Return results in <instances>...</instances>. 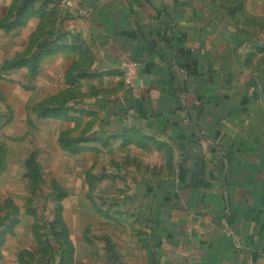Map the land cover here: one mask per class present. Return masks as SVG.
Here are the masks:
<instances>
[{
  "label": "crops",
  "instance_id": "crops-1",
  "mask_svg": "<svg viewBox=\"0 0 264 264\" xmlns=\"http://www.w3.org/2000/svg\"><path fill=\"white\" fill-rule=\"evenodd\" d=\"M71 5L65 26L75 36L64 52L43 57L34 88L38 100L66 89L62 77L78 52L85 55L87 64L75 71L84 76L79 95L69 102L76 120L42 119L54 140L71 129L69 136L81 139L79 153L97 138L116 137L120 148L135 152H142L137 142L165 143H150L147 152L160 159L170 152L169 167L132 181L134 204L149 211V264H264V75L244 67L243 33L228 29L211 0ZM6 41L15 55L28 40ZM126 59L139 64L130 80ZM29 75L27 65L6 74L5 84L21 91V101L10 100L0 83L7 103L17 105L12 125L26 124L17 109L24 113L35 97L25 87Z\"/></svg>",
  "mask_w": 264,
  "mask_h": 264
},
{
  "label": "rangeland",
  "instance_id": "rangeland-1",
  "mask_svg": "<svg viewBox=\"0 0 264 264\" xmlns=\"http://www.w3.org/2000/svg\"><path fill=\"white\" fill-rule=\"evenodd\" d=\"M211 1L228 19V29L232 31L236 28L243 33L241 59L244 60V67L250 73L262 78L264 0ZM68 2L66 4L58 0H0V47H2L0 73L3 74L0 76V83L10 94V100L21 101L22 96L21 91L18 94V91L5 84L8 78L7 73L3 72L8 60L14 57L27 58L29 53L33 54L43 47L50 51L44 57L53 58L64 52L63 44L68 45L70 37L75 36L67 31L65 26L72 8L71 0ZM30 22L34 25L29 28ZM12 26L15 27L11 28ZM59 31L61 34H58ZM57 35L62 37L56 40L54 38ZM12 37L19 40L27 37L28 40L26 45L19 44L17 47L19 52L15 55L7 50L13 46L6 44V38ZM50 38L51 44H45L49 43ZM75 63L77 67L73 66ZM74 64L71 68L72 81L67 82L66 74L69 71L67 70L62 77L63 84H66L67 88L63 87L54 94L58 96L62 92L61 99L71 97L69 102L79 95L78 83L84 76L81 71H77L76 74L75 71L87 64L85 55L80 56L78 52V61ZM36 77L37 75L31 73L27 76L25 86L27 91L35 88ZM73 82L78 84L74 85L75 88L72 86ZM34 93L35 97L24 113L21 109H17L18 116L27 117L26 124L21 121L12 125L11 121L17 112L15 110L17 105L14 107L9 105L5 94L0 91V150L3 149L4 152L3 171L0 172V235L13 217V208L8 206L9 200L18 207L20 217L15 233L6 235L0 264H19L20 253L28 250L34 252L32 256L26 257L32 264H48L51 261V252L48 249L47 253L37 251L38 244L31 226L36 220L34 225L37 228L39 226L43 231L45 223L57 217V213L55 215L53 212L55 204L54 191L51 187L53 180H57L69 192L62 202V216L69 229L70 239L67 241L66 236L63 235L65 239L61 243L63 255L54 256L56 264L61 260L62 264H149L152 231L149 217L147 218L149 211L148 208L134 204L132 181L135 174L148 177L156 175L159 167L164 171L169 167L170 152L163 153L161 159L152 155V152H147L150 150V143L159 148L165 147V143L137 142L142 145V152H135L133 147L128 148L123 145L120 148L116 137L106 141L97 138L91 143L93 147L88 152L72 154L61 147L59 139L57 142L54 140L53 127L47 125L42 120L44 118L37 115V111L30 110L38 102L54 95L38 100L39 94L35 89ZM74 119L73 117L72 120ZM78 123L79 119L72 129L78 131ZM70 130L62 132H70ZM56 143L65 152H58L55 149ZM132 143L134 142L130 140L125 142L128 145ZM50 149L55 151L49 152ZM109 149L110 152H107ZM31 154L36 155L43 173V183L34 196L28 191L24 177L25 160ZM30 199L33 201L29 202ZM30 204L36 212L34 216L28 212ZM56 226L60 229L61 224L57 222ZM139 240L143 243L142 247L136 242ZM70 242L74 247V253L71 254L68 251Z\"/></svg>",
  "mask_w": 264,
  "mask_h": 264
},
{
  "label": "trees",
  "instance_id": "trees-1",
  "mask_svg": "<svg viewBox=\"0 0 264 264\" xmlns=\"http://www.w3.org/2000/svg\"><path fill=\"white\" fill-rule=\"evenodd\" d=\"M211 3H213L211 1ZM18 25V24H17ZM15 26H12L11 28H13ZM58 34H61V31H59ZM56 38L54 39H60L59 37L62 36H55ZM53 38V37H51ZM51 38L49 40V43L46 42L45 44H51ZM55 42V41H54ZM50 51L47 49H45V47L38 49L37 52H33L29 53V57H14L11 60H8L7 63L4 66V74L12 71L15 68H19L21 66L27 65L30 68V73L32 75H37L38 73V68H39V64L41 62V60L43 59L44 55L48 54ZM74 67H77V63H75L73 65ZM72 66V67H73ZM71 67V68H72ZM69 69V71L66 74V79L67 82L72 81L71 79V70ZM0 76H3L2 73H0ZM61 97H63V93L61 92L60 95L58 96H53L51 98H46L40 102H38L35 107H32V109L30 110H35L37 111V115L39 117L42 118H46V117H55V118H60V117H64V118H69L72 119L71 116L69 115L70 113V106H69V100L72 99L70 98H64L61 99ZM75 98V97H74ZM31 122V120H29V123ZM70 132L69 131H65L62 132L59 138V142L60 145L63 149L70 151V153L72 154H76L79 153L78 151L81 150V148H83L81 146V139H74L72 137L69 136ZM3 149L0 150V172L3 171ZM24 177L27 181L26 187L28 188V191L30 192L31 195H36V193L40 190L41 185L43 183V173H42V168L40 166V163L37 161L36 159V155L35 154H31L29 155L26 160H25V171H24ZM51 187L54 191V209L53 212L57 213V217L55 220L53 221H48L45 223L44 225V230H40L39 226L38 228L36 227V225H34L36 223V220L33 221V225L32 227V232L34 235V238L37 242V251H42L44 253H47V249L48 251L51 252V261L48 264H56L55 262V255L56 256H60L63 255L62 251V240L65 241V239L63 238V235L66 236L67 241L70 239V232L68 227H66L65 225V221L64 218L62 216V211H63V200L69 195V192L67 190V188H65L63 185H61L57 180H53L51 183ZM34 199V198H33ZM33 199H30L29 202L33 201ZM8 206L13 208L12 211V219L8 222V224L6 225V229L1 231V235L2 236V240H0V257H1V250H2V246L4 245V241L6 238V235H10V234H14L16 231V228L20 222V217H19V210L18 207L16 206V204H14L11 200L8 201ZM29 206V210L28 212L34 216L36 214L35 210H33V205L30 204ZM60 223V229L57 228L56 224ZM49 225H46V224ZM68 247H69V253H74V247L73 245L70 243H68ZM34 254V252H32L31 250L28 251H22L19 255V264H32L31 262H29L27 260V256H32ZM58 264H62V260L61 262L59 261Z\"/></svg>",
  "mask_w": 264,
  "mask_h": 264
},
{
  "label": "built area",
  "instance_id": "built-area-1",
  "mask_svg": "<svg viewBox=\"0 0 264 264\" xmlns=\"http://www.w3.org/2000/svg\"><path fill=\"white\" fill-rule=\"evenodd\" d=\"M138 67L139 64L135 60L126 59L122 63V68L128 80H130L136 74Z\"/></svg>",
  "mask_w": 264,
  "mask_h": 264
},
{
  "label": "water",
  "instance_id": "water-1",
  "mask_svg": "<svg viewBox=\"0 0 264 264\" xmlns=\"http://www.w3.org/2000/svg\"><path fill=\"white\" fill-rule=\"evenodd\" d=\"M27 1H30V0H27ZM58 1H60V2H65L66 4L69 3L68 0H58Z\"/></svg>",
  "mask_w": 264,
  "mask_h": 264
}]
</instances>
